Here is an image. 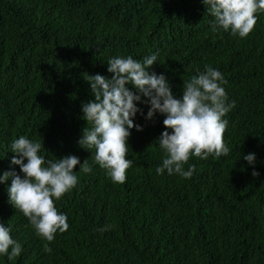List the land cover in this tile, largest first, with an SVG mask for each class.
Here are the masks:
<instances>
[{"label":"trees","instance_id":"16d2710c","mask_svg":"<svg viewBox=\"0 0 264 264\" xmlns=\"http://www.w3.org/2000/svg\"><path fill=\"white\" fill-rule=\"evenodd\" d=\"M257 15L240 37L213 32L201 0H0V174L19 172L9 149L19 135L40 140L47 158L75 154L91 163L95 150L78 143L90 126L81 103L93 98L83 75L111 76L114 55L142 59L159 50L161 63L150 70L165 73L177 96L183 81L211 64L236 101L226 114L229 154L190 157L191 178L156 173L164 117L138 113L143 128L128 138L126 181L113 182L99 165L90 173L74 166L77 185L56 201L70 227L54 241L27 232L25 217L0 207V222L24 248L0 264H264V11ZM250 151L255 164L243 158ZM105 224L112 229L98 231Z\"/></svg>","mask_w":264,"mask_h":264},{"label":"clouds","instance_id":"9594fccd","mask_svg":"<svg viewBox=\"0 0 264 264\" xmlns=\"http://www.w3.org/2000/svg\"><path fill=\"white\" fill-rule=\"evenodd\" d=\"M201 2L214 18L211 21L213 32L230 31L240 37L254 29L259 18L257 13L264 11V0ZM158 51L142 59L131 54L114 55L107 59L111 76L99 72L83 75L93 98L81 103L82 118L90 126L82 128L78 143L95 150L91 151V163L87 158L81 162L75 154L47 158L42 154L43 143L26 135L12 140L9 149L14 155L10 164L19 165V172L10 168L0 174V182L11 177L8 186H0V207L7 213L25 217L22 228L27 232H35L50 242L55 240L57 232L63 233L70 227L68 214L58 210L56 201L77 185L79 176L74 166L79 164L83 173H90L94 165H99L113 182L126 181V170L133 164L132 158H126L130 146L128 138L133 127L143 128L135 122L138 113L146 120H154L157 113L164 117L165 127L155 138L163 152L162 162L156 167L157 174L163 175L166 171L169 175L175 173L191 178L196 165L184 167L190 157L206 159L229 154L230 147L224 138L229 125L226 114L236 101L229 99L224 74L211 64H205L204 70L196 69L195 74L183 81L182 94L177 96L165 73L150 70L154 62H160ZM140 104L148 105L146 112ZM243 158L249 164L256 163L255 152L243 154ZM252 175L258 176L259 172L253 168ZM112 227L105 224L98 231H109ZM11 232L10 224L0 222V256L14 261L24 248Z\"/></svg>","mask_w":264,"mask_h":264}]
</instances>
